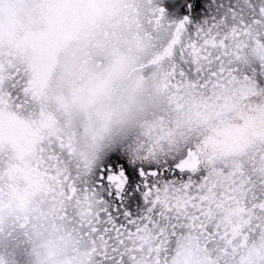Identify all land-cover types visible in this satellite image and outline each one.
Masks as SVG:
<instances>
[{
	"label": "clouds",
	"instance_id": "1",
	"mask_svg": "<svg viewBox=\"0 0 264 264\" xmlns=\"http://www.w3.org/2000/svg\"><path fill=\"white\" fill-rule=\"evenodd\" d=\"M261 35L264 26L244 37L242 64L264 67ZM160 56L127 0H0V65L22 70L33 97L25 112L0 106V201L13 209L23 201L39 213L45 230L55 227L69 241L74 264L95 261L54 215L63 184L43 151L54 135L74 159L87 160L118 128L163 124L165 142L154 152L193 149L208 173L204 194L222 220H238L228 198L237 166L264 182V92H241L237 82L206 91L166 87L167 57ZM229 256V264H264V231ZM210 259L191 230L176 237L164 264Z\"/></svg>",
	"mask_w": 264,
	"mask_h": 264
},
{
	"label": "snow or ice",
	"instance_id": "2",
	"mask_svg": "<svg viewBox=\"0 0 264 264\" xmlns=\"http://www.w3.org/2000/svg\"><path fill=\"white\" fill-rule=\"evenodd\" d=\"M127 3L158 59L167 57L166 87L206 91L237 82L241 92H264V67L240 60L246 34L264 26V0ZM32 102L26 74L0 65V106L25 112ZM43 151L63 184L54 215L89 245L95 264H164L176 237L191 230L210 253L209 264H229L237 244L264 231V182L237 166L240 179L228 198L238 220H222L204 194L208 173L193 149L143 152L115 140L80 160L54 135ZM37 216L22 203L13 209L0 201V264H31L34 230L43 223Z\"/></svg>",
	"mask_w": 264,
	"mask_h": 264
},
{
	"label": "flooded vegetation",
	"instance_id": "3",
	"mask_svg": "<svg viewBox=\"0 0 264 264\" xmlns=\"http://www.w3.org/2000/svg\"><path fill=\"white\" fill-rule=\"evenodd\" d=\"M22 203H24L22 201ZM33 238L34 254L31 264H55L58 258L64 257V264H74V253L71 244L63 237L56 235L57 229L43 227L35 229ZM73 258V259H72Z\"/></svg>",
	"mask_w": 264,
	"mask_h": 264
},
{
	"label": "rangeland",
	"instance_id": "4",
	"mask_svg": "<svg viewBox=\"0 0 264 264\" xmlns=\"http://www.w3.org/2000/svg\"><path fill=\"white\" fill-rule=\"evenodd\" d=\"M166 132L167 129L163 126V124H150L144 128L136 129L134 131L118 128L113 132L108 142L115 140H127L134 148L143 152H153L158 144H163L165 142L164 138L167 135Z\"/></svg>",
	"mask_w": 264,
	"mask_h": 264
}]
</instances>
